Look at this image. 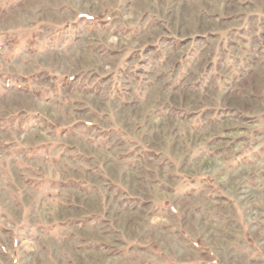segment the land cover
<instances>
[{"label":"rangeland","instance_id":"374dc122","mask_svg":"<svg viewBox=\"0 0 264 264\" xmlns=\"http://www.w3.org/2000/svg\"><path fill=\"white\" fill-rule=\"evenodd\" d=\"M0 264H264V0H0Z\"/></svg>","mask_w":264,"mask_h":264}]
</instances>
